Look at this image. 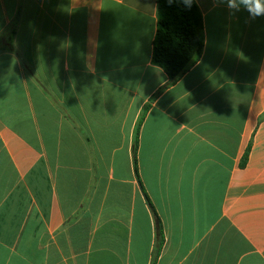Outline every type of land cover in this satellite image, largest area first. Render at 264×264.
<instances>
[{"label": "crops", "instance_id": "obj_1", "mask_svg": "<svg viewBox=\"0 0 264 264\" xmlns=\"http://www.w3.org/2000/svg\"><path fill=\"white\" fill-rule=\"evenodd\" d=\"M157 1L0 0V264H264V17L170 84Z\"/></svg>", "mask_w": 264, "mask_h": 264}, {"label": "trees", "instance_id": "obj_2", "mask_svg": "<svg viewBox=\"0 0 264 264\" xmlns=\"http://www.w3.org/2000/svg\"><path fill=\"white\" fill-rule=\"evenodd\" d=\"M158 24L153 44V63L168 75L170 84L177 82L201 57L205 44L202 13L194 0L186 8L178 0H158ZM14 32L0 38V51L13 50ZM139 130V129H138ZM134 154L136 161V149ZM137 170V164H136ZM158 232L161 234L160 226Z\"/></svg>", "mask_w": 264, "mask_h": 264}, {"label": "clouds", "instance_id": "obj_3", "mask_svg": "<svg viewBox=\"0 0 264 264\" xmlns=\"http://www.w3.org/2000/svg\"><path fill=\"white\" fill-rule=\"evenodd\" d=\"M172 2L173 0H169V3ZM178 2L190 9L194 0H178ZM219 2L226 4L232 14L244 10L251 19L264 17V0H219Z\"/></svg>", "mask_w": 264, "mask_h": 264}]
</instances>
